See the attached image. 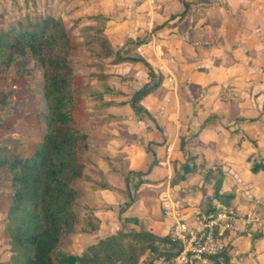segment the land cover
I'll list each match as a JSON object with an SVG mask.
<instances>
[{"label":"rangeland","instance_id":"1","mask_svg":"<svg viewBox=\"0 0 264 264\" xmlns=\"http://www.w3.org/2000/svg\"><path fill=\"white\" fill-rule=\"evenodd\" d=\"M47 17L61 18L69 37L71 116L86 135L75 146L82 175L70 180L77 216L73 231L57 244L58 257L87 245L85 250L100 237L95 228L102 229L103 237L131 233L135 227L149 232L136 216L132 227L119 220L126 197L109 205L99 201L96 190L120 187L118 194L125 196L127 176L137 181L134 172L154 164H159L154 183L139 186L138 192L132 180L130 184L154 227L162 223L161 214L169 215L166 210L172 215L195 211L191 214L197 220L229 209L259 214L264 170L252 168L264 165V0H0V33ZM51 32L47 29L44 39ZM12 42L0 48V264H21L24 257L12 234L25 237L19 224L26 215L14 204L21 187L14 176L23 171L14 168L16 161L40 149L42 183L52 165L53 145L67 139L59 123H49L53 113L39 55L28 45L10 48ZM109 47L152 65L159 80L138 103L151 116L130 107L135 91L151 80L147 66L107 56ZM39 50L57 58L55 49ZM205 130L203 143L197 139ZM47 134L51 138L44 150L38 145ZM103 168L108 172L103 174ZM199 188L202 198L195 204ZM166 202H172L171 209ZM97 215H103L101 227ZM178 223L189 225L178 220L169 235ZM166 225L160 236L166 235ZM247 228L262 233L252 225ZM146 245L137 242L136 251ZM154 245L145 248L139 264L174 246L158 240Z\"/></svg>","mask_w":264,"mask_h":264},{"label":"trees","instance_id":"2","mask_svg":"<svg viewBox=\"0 0 264 264\" xmlns=\"http://www.w3.org/2000/svg\"><path fill=\"white\" fill-rule=\"evenodd\" d=\"M50 28L52 32L44 39L45 32ZM10 40H13L8 45L10 48L20 46L24 48L28 45L39 55V60L45 67L46 95L53 113L49 116V123L54 121L59 123L67 135V139L53 145L55 153L52 155V165L48 168L42 183L38 168L43 156L40 149L30 157L17 160L14 165V168L21 166L23 170L20 175H17V172L14 176V181L21 186L14 193V204L17 208L22 206L21 211L26 215L25 219L19 216L22 219L19 228L21 227L22 232H25V237L15 235V231L11 229L14 241L19 242V252L24 255L20 259L21 264H56V262L59 264H139V256L145 248L154 249L155 241L172 243L169 236H158L151 232H121L92 243L81 255L62 253L61 256H57V244L64 234L73 231L77 216L73 208L76 190L70 180L82 175L83 164L76 161L75 146L78 139L86 137L85 133L73 125L71 116L74 106L73 74L67 57L71 45L62 19L50 17L27 25L15 24L4 30L0 33V48L7 45ZM41 46L55 49L57 58L44 57L39 50ZM113 54L117 55V60L141 61L147 66L151 80L135 91L130 105L136 113L145 111L151 116V113L145 107H140L138 103L155 89L159 80L152 65L141 57L122 56L109 47L106 55ZM47 135L46 142L38 145L44 147V150L47 146L49 148L48 141L51 134ZM153 154L156 156L155 151ZM257 166L252 168L253 172H258L261 166L264 170V165ZM147 172H134L140 177L137 181L127 176L126 186L129 197L127 205L135 200L130 187L131 182L133 181L132 187L137 190L144 182L142 175ZM127 238H131L135 243L126 240ZM141 241L147 242V245L136 251L137 242Z\"/></svg>","mask_w":264,"mask_h":264},{"label":"built area","instance_id":"3","mask_svg":"<svg viewBox=\"0 0 264 264\" xmlns=\"http://www.w3.org/2000/svg\"><path fill=\"white\" fill-rule=\"evenodd\" d=\"M239 222L264 227V208L259 214L241 215L233 210L219 211L198 220L195 227L178 223L169 235L172 248L156 253L145 264H239L230 254L226 234Z\"/></svg>","mask_w":264,"mask_h":264},{"label":"crops","instance_id":"4","mask_svg":"<svg viewBox=\"0 0 264 264\" xmlns=\"http://www.w3.org/2000/svg\"><path fill=\"white\" fill-rule=\"evenodd\" d=\"M206 134H207V132L205 130L203 133H201V135L198 137L197 140L205 143V141H203V137H205ZM127 152H128L127 153L128 155H126V157L130 158V154H132L131 149L127 150ZM154 159L158 160L159 157L156 155V156H154ZM160 161L161 160L159 159V163H160ZM150 165H151V163H150ZM158 167H159V164H154V167L152 166L148 170H146L148 172L145 175H142V179H144V182L141 185L151 184V183L155 182V181L153 182V180H154L153 177H154V174L156 172L155 168H158ZM184 167L185 168L187 167L186 163H184ZM103 170L104 171H101V172H103V174L108 172V170H106L104 168H103ZM146 171H143V172L145 173ZM150 171H152V172H150ZM150 173H151V175H150ZM152 174H153V176H152ZM194 175L198 176V174H194ZM191 177H193V175ZM119 188H115L113 186H110V187L104 186V187L96 190L98 192V195L100 196V199H101L99 201H101V202L105 201L109 205H111V204L113 205L114 203H112V202L117 198H118L117 201H119L118 205L120 204V202L122 200L125 201V197L127 198V201H129V197L127 196V186L124 187L126 189L125 196L124 195L121 196L118 194ZM196 188H198V187H196ZM195 193H196L195 204H197V202L200 201V199L202 198V191L199 188L198 190H196ZM136 196H137V193H136ZM136 196H135L134 202H132L129 205H127V204L125 206L122 205L123 208L121 207L123 210L122 211L120 210L121 214L119 215V220L121 219L120 221L124 224L125 228L130 227V226L132 227V224L134 225V223L132 222V219H134L135 216L138 217V221H140V222H141V220H143L142 222L145 221L144 223L147 224L146 228L148 229L149 232H153L155 235L158 234V236L162 235L163 227H164V225H166L168 223H169V225H166L167 226L166 235H163V236H169V232H170L172 225L174 223H176L178 220H185L189 224L188 226H190V227H195L197 225V222H198L197 217L198 216H195V214H191V213H194L195 211L185 213V214L177 211V215H172L171 214L172 211L166 210V213H169V215L163 216L161 214L160 218H162V220H161L162 223H159V225L156 224L154 227V225H153L154 222L152 219L146 221V219L144 217V215H146V212L141 209L143 207L142 201L137 202ZM190 198H192V196L188 195L187 199H190ZM171 203L172 202H166V204H168L166 208L171 209L172 208ZM217 204H219V203H217ZM260 208H264V207H260ZM209 210H212V209L210 208ZM229 210H231V209H229ZM202 211H204V210H202ZM240 211H243V210H240ZM206 212H208V211H206ZM97 216H98V220L100 221V218L102 219L103 215H97ZM100 222H101V224H100V227H101L104 225V220L102 219V221H100ZM114 224L117 225V222H115ZM247 227L248 226L245 225L243 222H239L232 230L227 232L226 242L228 245L229 254L235 260H237L239 262V264H264V227L259 228L260 232L262 230V233H257L258 235L255 234L254 230H251ZM137 228H140V227H137ZM146 228H144V230H146ZM95 229L97 231V234H94V235L95 236L99 235L100 237L97 239H94V241H92V243L93 242L95 243L98 240L105 238L99 234L102 232V229H98V228H95ZM118 230H120V229H118ZM134 230L137 232L141 231L140 229L136 230V227ZM88 235L89 234H84V237L87 238ZM94 235L91 234V237H93ZM111 235H112V233H111ZM86 246H84V248ZM83 249H81V251ZM81 251L77 252V253H71V254L81 255L84 250L82 252Z\"/></svg>","mask_w":264,"mask_h":264}]
</instances>
